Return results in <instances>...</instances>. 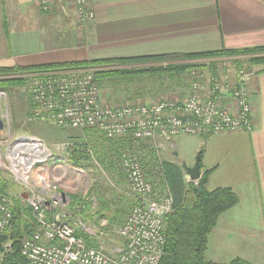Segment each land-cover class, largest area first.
<instances>
[{"label": "built area", "instance_id": "2783aa9c", "mask_svg": "<svg viewBox=\"0 0 264 264\" xmlns=\"http://www.w3.org/2000/svg\"><path fill=\"white\" fill-rule=\"evenodd\" d=\"M236 61L235 57H220L211 61L213 69H191L189 92L183 97L161 96L134 104L110 105L102 101L93 75L95 69L33 74L37 79L28 86L36 102L28 114L32 119L46 117L60 127L93 129L108 139L132 140L134 147L122 152L115 166L135 203L123 223L112 231L118 242L105 246L98 240L106 235L107 221L93 218L96 225L84 221V206L80 210L75 204L68 210L70 200L56 194L53 183L45 186L48 180L42 178L39 184L43 190L29 204L36 227L21 238L19 245L26 264H158L165 244L163 220L172 208V197L161 171L164 143L181 135L205 138L253 128L249 101L253 71L238 66ZM32 141L33 146L15 144L24 145L27 150H0V179L5 170L14 184L33 188L38 186L36 179H40L41 171L52 175L47 168L52 153L43 149L41 142ZM80 146V154L98 165L86 142L81 141ZM143 157L153 166L148 173ZM64 171L56 169L57 173ZM85 199L91 206L96 204L92 193ZM12 220L11 201L0 193V233L9 229ZM85 238L94 240L97 246L89 247Z\"/></svg>", "mask_w": 264, "mask_h": 264}, {"label": "crops", "instance_id": "0c3cea01", "mask_svg": "<svg viewBox=\"0 0 264 264\" xmlns=\"http://www.w3.org/2000/svg\"><path fill=\"white\" fill-rule=\"evenodd\" d=\"M37 1L0 0V67L264 47V0H89L92 15L87 25L77 24L67 0H52L50 13L41 12ZM70 23L76 24L81 36L67 35ZM70 36L82 44L60 42ZM65 48H81V53L71 59L50 56L41 61V56ZM212 60L198 59L205 62L203 69H213ZM139 66L143 65L128 67ZM263 68L251 67L253 128L203 138L206 150L200 172L211 170L206 189L229 187L239 199L219 217L208 237L206 256L215 263L241 258L264 264ZM147 98L153 97L138 102L148 103Z\"/></svg>", "mask_w": 264, "mask_h": 264}, {"label": "trees", "instance_id": "16d2710c", "mask_svg": "<svg viewBox=\"0 0 264 264\" xmlns=\"http://www.w3.org/2000/svg\"><path fill=\"white\" fill-rule=\"evenodd\" d=\"M220 57H235L237 58L236 63L238 66L264 67V47L242 51L223 50L203 54L157 55L0 67V76L10 75V77L0 78V90L11 92L24 86L25 79L13 77L15 74L92 67L91 69H95L93 75L97 86L100 92L102 89L108 94L107 99L109 101L113 100L114 95H117L121 101L114 102L134 104L139 103L138 101L146 97H160L167 93L175 94L181 90L184 94H181L179 97H183L189 92V71L198 66L187 61ZM151 63L166 64L145 67ZM131 65L143 66L128 67ZM96 67H101L102 69H96ZM261 71H264V68ZM136 85L141 89V92L134 90L133 86ZM154 90L156 92L155 95L153 94ZM91 130L93 129L77 130L79 132L78 138L81 141H85L87 146L91 148L98 164L108 167H104L106 170L116 168V160L121 153L134 147L129 137L103 141L96 137L95 134H89ZM202 153H200V169ZM105 154L108 155V158H105ZM78 159L79 157L77 155H72L71 161L75 165H78ZM106 159L107 164L104 163ZM142 164L146 173L153 169V166L150 165L146 157H143ZM116 171L124 181L122 173L118 169ZM161 171L164 185H168L167 187L172 197V208L171 212L163 220L165 244L158 264H221L212 262L207 258V240L215 228L219 217L238 204L239 199L237 195L229 187L207 190L205 186L211 170L203 171L200 179L197 181V187L200 189V193L194 191L193 182L184 179L185 174L179 163L164 160L162 161ZM8 186L6 181L0 179L1 194ZM94 193L98 197L97 200L99 199L98 209L92 212L90 208L91 203L83 201L82 205L84 209L82 210L81 216L86 222L93 220V218H104L108 225L105 233L110 234L113 227H119L123 223L129 209L135 201H131L121 194L115 195L112 193L110 198H106L98 194V190L94 191ZM118 196L119 198H117ZM72 203L74 205L80 203L79 197L71 196ZM12 208V224L6 232L0 233V264H26L25 259L19 251L20 240L24 235L34 230L36 223L32 215L22 209L17 201H15V205ZM85 241L89 247L97 246L94 240L85 238ZM222 264L251 263L241 258H234Z\"/></svg>", "mask_w": 264, "mask_h": 264}, {"label": "rangeland", "instance_id": "374dc122", "mask_svg": "<svg viewBox=\"0 0 264 264\" xmlns=\"http://www.w3.org/2000/svg\"><path fill=\"white\" fill-rule=\"evenodd\" d=\"M67 2L76 20L78 21L77 24L80 23V25H87L88 22L91 21L90 19L92 13L89 0H67ZM37 3L40 11H42L43 13H50L53 11L54 2H52V0H38ZM88 14H90V17ZM72 25L75 26L72 27ZM67 32V35L81 36L76 24L70 23ZM43 39L47 41L45 34H43ZM60 42H64L66 44L69 43L70 45L77 43L78 46L82 44L80 39L74 40L71 36L69 38H61ZM80 49L81 48H65L61 51H55L51 54H45L43 57L41 56V61L50 56H60L65 59L79 57V54L81 53ZM187 62L200 66L194 68H204L206 66L205 62L203 61L197 60ZM91 68L92 67L75 69L89 70ZM96 69L102 68L96 67ZM246 69L250 71L252 70L251 67H246ZM33 74L36 73L26 72L22 74H15L13 75V77H21L25 79L26 82L24 86L20 89L12 90L11 92L0 90V121L3 127L0 130V141H2V143L0 144V150L3 153L15 152V144L23 142L26 143V145L28 143L33 146L34 142L32 140H37L41 142L43 149L52 153L51 159L49 161V166L47 167L51 171L52 175L48 176L41 171V177H39L40 179H36L38 182V186L28 188L18 184L17 182H15L14 184V180H12V178L8 175V172L2 170L1 172L3 173L1 175V179L3 181H6L7 185H9L8 187H6V190L2 192V194L8 197V199L11 201V211L13 209L12 207L15 205V201H17L22 209L32 214L29 207L30 200L33 196L40 194L41 190H43L41 188L42 185L39 184V182L42 181V178L48 180L45 186L49 184L51 185L53 183V185L56 187V194H62L63 196H65L68 200H70V204L71 196H78L80 199V203H77L76 205L80 207V210L83 201L88 202L85 198L89 195L91 196V193L92 197H94V195L96 197V204L94 203L92 206H90V208L92 211H96L98 209L99 199L97 200L98 197L96 193H94V191L97 190L98 194H101L106 198H110L112 193H114L115 195H124L126 198H132L130 196L131 194L127 185L124 183L122 178H120L121 176L119 177L116 168H113L112 170H106L105 168H108L106 165H94L86 156L80 154L82 151V147L80 146L81 140L78 138V131L68 127H60L55 122L47 119L46 117L44 119H40L38 117L32 119L30 116H28V114L32 113V111L35 109L36 104L31 93L28 91L30 82L34 79H37L33 76ZM5 77H10V75L0 76V78ZM133 87L134 90L141 92V89L138 87V85ZM181 91H178V93L175 94L167 93L164 95V97L180 96L181 94H184ZM153 94H156L155 90ZM100 95H102V101L110 105L127 103L114 102L121 101L119 100L120 98L117 95H114L113 100L109 101V99H107L108 94H106L102 89ZM153 98H147V101H154L156 99ZM89 134H95L96 136L99 135V137L103 141H110L103 134L99 133L96 130H91ZM24 138L29 139V141H26ZM172 141L174 142L173 145H175L174 148L173 145H171ZM71 143L77 145L73 146ZM204 143L205 140L199 136L181 135L179 137H175L173 138V140L171 139L170 141L164 143L163 149L161 150V160H170L171 162L174 161L176 163H179L180 165L181 163H185V165L188 167L192 166L194 164L196 155L198 153L205 152L206 147L204 146ZM69 144L70 146H68ZM172 152H175L176 156L173 157L174 154ZM72 155H77L79 157V159L77 160V162L79 163L78 165H75V163L71 161ZM105 158H108L107 154H105ZM105 161L106 162L104 163L107 164V159ZM56 169H65V171L63 173H57ZM150 177L152 178V176ZM184 179L186 181H190L186 174ZM117 198H119V196ZM70 204L67 207L68 210H71V205H74L73 203L71 205ZM48 210H50V207L48 208ZM98 219L101 220L102 217H98ZM87 222H92L93 224H95L93 220ZM115 229H117V227H113L112 231H114ZM112 234V232L110 234H106L104 238L99 239L98 241L103 243L105 246L112 245L113 243L118 242L116 236L114 234L112 236Z\"/></svg>", "mask_w": 264, "mask_h": 264}, {"label": "water", "instance_id": "95a60500", "mask_svg": "<svg viewBox=\"0 0 264 264\" xmlns=\"http://www.w3.org/2000/svg\"><path fill=\"white\" fill-rule=\"evenodd\" d=\"M2 128V123L0 121V129ZM176 154V153H175ZM200 153L196 155L194 164L192 166H186L185 163H181V168L187 175L188 179L194 183L193 189L194 191L200 193V189L197 187V181L200 179L201 172H200Z\"/></svg>", "mask_w": 264, "mask_h": 264}, {"label": "bare ground", "instance_id": "6f19581e", "mask_svg": "<svg viewBox=\"0 0 264 264\" xmlns=\"http://www.w3.org/2000/svg\"><path fill=\"white\" fill-rule=\"evenodd\" d=\"M23 150H27V148L24 147V145H15V152H17V151H23Z\"/></svg>", "mask_w": 264, "mask_h": 264}]
</instances>
